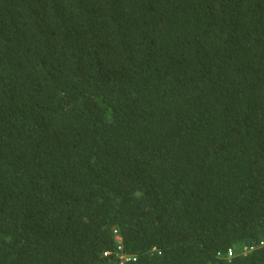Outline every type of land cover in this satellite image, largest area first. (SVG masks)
I'll return each mask as SVG.
<instances>
[{"label":"trees","instance_id":"trees-1","mask_svg":"<svg viewBox=\"0 0 264 264\" xmlns=\"http://www.w3.org/2000/svg\"><path fill=\"white\" fill-rule=\"evenodd\" d=\"M119 252L264 264V0H0V264Z\"/></svg>","mask_w":264,"mask_h":264},{"label":"built area","instance_id":"built-area-1","mask_svg":"<svg viewBox=\"0 0 264 264\" xmlns=\"http://www.w3.org/2000/svg\"><path fill=\"white\" fill-rule=\"evenodd\" d=\"M115 240H116V243H117V245H118V251L121 252V250H122V247H121V237L119 236V234L117 233V231H115ZM252 249H253V247L250 248V249H245V252H247V251H249V250H252ZM120 252L118 253L119 258H120V260H121L120 264H123L125 261H129L130 259L135 260V259L132 258L131 256H129V255L123 253V252H122V253H120ZM106 254H108V253H105V255H106ZM217 255H218V256H221V253H218ZM228 255H229L230 257L233 255L232 250H229V251H228Z\"/></svg>","mask_w":264,"mask_h":264}]
</instances>
